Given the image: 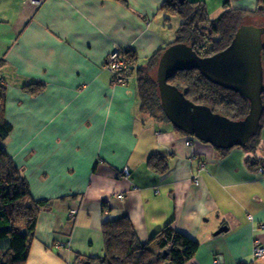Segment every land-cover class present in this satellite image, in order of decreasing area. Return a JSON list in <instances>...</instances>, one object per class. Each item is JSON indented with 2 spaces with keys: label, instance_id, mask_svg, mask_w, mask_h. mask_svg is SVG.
Returning a JSON list of instances; mask_svg holds the SVG:
<instances>
[{
  "label": "crops",
  "instance_id": "1",
  "mask_svg": "<svg viewBox=\"0 0 264 264\" xmlns=\"http://www.w3.org/2000/svg\"><path fill=\"white\" fill-rule=\"evenodd\" d=\"M164 1L0 0V149L31 197L50 201L36 227L37 264L102 256V224L123 217L142 242L168 224L198 242L186 264H264L252 254L255 239L264 246V128L251 153L223 154L141 113L133 81L114 84L104 67L115 48L144 62L173 43ZM153 153L168 163L162 174L146 166ZM71 209V223L56 225L55 213ZM219 226L227 231L207 236Z\"/></svg>",
  "mask_w": 264,
  "mask_h": 264
},
{
  "label": "trees",
  "instance_id": "2",
  "mask_svg": "<svg viewBox=\"0 0 264 264\" xmlns=\"http://www.w3.org/2000/svg\"><path fill=\"white\" fill-rule=\"evenodd\" d=\"M114 1L126 4V0ZM257 2V8L252 13L264 18V0ZM160 11L164 13L167 24L172 18L178 19L176 41L191 46L200 57L212 56L228 46L236 30L243 24L245 15H248L247 11L240 9H225L210 21L206 5L201 0H187L183 4L178 0H165ZM168 26L172 28L170 23ZM262 48L261 60L264 66V44ZM163 50L154 52L144 62H140L130 50L121 51L120 59L125 62V68L118 76L123 85L133 81L141 113L168 122L161 108L156 78L151 74V70H156ZM168 83L180 89L190 101L197 105H206L213 113H219L224 117L238 121L249 111V102L243 96L211 84L196 70L178 72L168 80ZM262 95L264 106V91ZM4 108L5 87L0 84V123L4 121ZM262 128L264 110L258 132L242 147L247 153L256 149ZM217 150L223 154L228 151ZM251 160L250 157L247 158L248 165L251 164ZM146 166L149 170L162 174L167 170L168 163L164 157L153 153L148 157ZM49 204L50 201H35L31 197L26 179L11 158L0 149V264L27 263L36 237L38 219L43 208H47ZM101 235L103 254L94 259L87 258L88 262L186 264L199 249L198 242L174 230L169 224L142 242L131 221L126 217L103 223ZM58 245L56 244L58 248L62 247V244ZM164 251L166 256L163 258ZM77 259L80 260V255Z\"/></svg>",
  "mask_w": 264,
  "mask_h": 264
},
{
  "label": "water",
  "instance_id": "3",
  "mask_svg": "<svg viewBox=\"0 0 264 264\" xmlns=\"http://www.w3.org/2000/svg\"><path fill=\"white\" fill-rule=\"evenodd\" d=\"M178 1L183 4L185 0ZM263 34L264 27L240 25L228 46L207 57H200L191 46L181 42L166 47L156 69L159 99L166 120L180 132L215 149L246 145L258 132L264 110ZM190 70L198 71L211 84L243 96L249 102L247 115L237 121L213 113L208 106L195 104L168 83L176 73ZM225 231L227 227H220L214 235ZM165 256L166 251L162 257Z\"/></svg>",
  "mask_w": 264,
  "mask_h": 264
},
{
  "label": "rangeland",
  "instance_id": "4",
  "mask_svg": "<svg viewBox=\"0 0 264 264\" xmlns=\"http://www.w3.org/2000/svg\"><path fill=\"white\" fill-rule=\"evenodd\" d=\"M41 1V0H40ZM40 1H31L30 0V3L32 4V5H35V6H38L39 5V3H40ZM185 1H187V0H185ZM188 1H198V0H188ZM201 1H204V3H205V5H206V9H207V16H208V19L211 21V20H213V19H215L216 17H218V15H220L225 9H240V10H243V11H247L248 12V15H245V17H244V21H243V24L242 25H252V23L251 22H256L257 23V26L258 25H260L261 27H264V18L263 17H261L260 15H258V14H253L252 12L257 8V4H258V2H257V0H256V5H255V0L254 1H250V2H247L246 0H237L238 1V3L240 4V3H242L243 5H245V6H240V5H236L237 3H231L230 2V0H225L226 2H224V0H201ZM244 1V2H243ZM254 5H255V7H254ZM243 7H245V8H243ZM252 7H254V9H251ZM250 8V9H249ZM178 19L177 18H172L171 19V21L169 22L170 24H171V26H172V28H170L169 30H170V38H169V41L170 42H173L172 44H175V42H177L176 41V28H177V24H178ZM251 21V22H250ZM254 26H256V25H254ZM256 26V27H257ZM152 27L153 28H155L156 27V24H154V25H152ZM262 37H263V44H264V34L262 35ZM168 47V46H167ZM165 49H166V47H165ZM164 49V50H165ZM119 50V48H115V49H113L112 51H110V53H108V55L110 56L111 54H113L114 53V51H118ZM163 50V51H164ZM121 52V51H120ZM162 53V52H161ZM108 55H107V57H108ZM162 55V54H161ZM106 57V60L105 61H107V58ZM264 67V66H263ZM151 74H152V76L154 77V78H156V70L154 69V70H151ZM130 82V81H129ZM121 85H122V83H121ZM125 85H126V83H125ZM1 124V123H0ZM188 136V135H187ZM189 137H194V136H189ZM195 138V137H194ZM185 145H187L186 144V142H185ZM189 146V145H188ZM12 160V159H11ZM13 161V160H12ZM14 163V162H13ZM15 165V164H14ZM17 166V165H16ZM59 200L58 199H56V202H58ZM49 210H51L49 207H47ZM54 208L52 207V210H53ZM55 209L56 210H61V207H59V206H56L55 207ZM74 210H76V209H71L70 211H74ZM68 212L67 213V215H68V218H66V211H63V212H59V213H55V215H54V222H55V224L56 225H65V226H67V225H69L70 223H71V219L75 216H73V217H70L71 215L70 214H72L71 212ZM55 216H56V219L57 220H55ZM70 219V220H69ZM70 221V222H69ZM39 228H40V226H39ZM220 229V226H219V228H217V229H215V230H212L210 233H208V235L207 236H215V237H218L220 234H218V235H214L213 233L214 232H216L217 230H219ZM36 231H37V229H36ZM209 231V230H208ZM222 234V233H221ZM90 248H91V246H89L88 247V253H89V250H90ZM38 244H37V242H36V240H34V242H33V244H32V248H31V251H30V255H29V257H28V260H27V263L26 264H37L38 263V261H39V259L40 258H42L40 255H39V253H38ZM51 250L52 251H54V248L53 247H51ZM58 256V258H61L60 256V254L59 255H57ZM82 259H85L84 257H80V260H78L77 262V264H82L81 263V260ZM84 261H87V258H86V260H84ZM215 263H217L216 261H215ZM47 264H59L58 263V261H56L55 259H51V260H49L48 262H47ZM75 264V263H74Z\"/></svg>",
  "mask_w": 264,
  "mask_h": 264
},
{
  "label": "built area",
  "instance_id": "5",
  "mask_svg": "<svg viewBox=\"0 0 264 264\" xmlns=\"http://www.w3.org/2000/svg\"><path fill=\"white\" fill-rule=\"evenodd\" d=\"M30 1V0H29ZM31 1H40V0H31ZM107 61H105V69L111 73L113 76V83L114 84H121V78L118 76L119 72L125 68V62L122 61L120 59V50L118 51H114L113 54H111L110 56L108 55L107 57ZM187 145H190L189 142H186ZM125 173L127 174V171L125 170ZM258 173L264 178V168H259L258 169ZM123 195H117V197L119 199L122 198ZM72 214H70V217H73L77 210L74 211H70ZM261 229L264 231V225L261 226ZM61 244H59L58 246H60ZM253 258H260L262 256H264V246L260 245L259 240L255 239L254 243H253Z\"/></svg>",
  "mask_w": 264,
  "mask_h": 264
},
{
  "label": "flooded vegetation",
  "instance_id": "6",
  "mask_svg": "<svg viewBox=\"0 0 264 264\" xmlns=\"http://www.w3.org/2000/svg\"><path fill=\"white\" fill-rule=\"evenodd\" d=\"M251 22V21H250ZM252 24H254V25H257V23L256 22H251Z\"/></svg>",
  "mask_w": 264,
  "mask_h": 264
},
{
  "label": "clouds",
  "instance_id": "7",
  "mask_svg": "<svg viewBox=\"0 0 264 264\" xmlns=\"http://www.w3.org/2000/svg\"><path fill=\"white\" fill-rule=\"evenodd\" d=\"M104 65H105V63H104ZM194 138V137H193Z\"/></svg>",
  "mask_w": 264,
  "mask_h": 264
},
{
  "label": "bare ground",
  "instance_id": "8",
  "mask_svg": "<svg viewBox=\"0 0 264 264\" xmlns=\"http://www.w3.org/2000/svg\"><path fill=\"white\" fill-rule=\"evenodd\" d=\"M157 69V68H156Z\"/></svg>",
  "mask_w": 264,
  "mask_h": 264
}]
</instances>
